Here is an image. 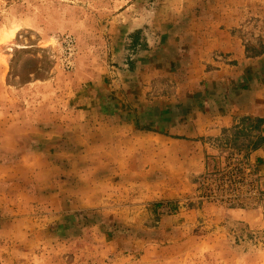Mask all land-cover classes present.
Listing matches in <instances>:
<instances>
[{"label": "rangeland", "instance_id": "rangeland-1", "mask_svg": "<svg viewBox=\"0 0 264 264\" xmlns=\"http://www.w3.org/2000/svg\"><path fill=\"white\" fill-rule=\"evenodd\" d=\"M214 4L0 0V264H264L255 123L205 152L171 128Z\"/></svg>", "mask_w": 264, "mask_h": 264}, {"label": "crops", "instance_id": "crops-1", "mask_svg": "<svg viewBox=\"0 0 264 264\" xmlns=\"http://www.w3.org/2000/svg\"><path fill=\"white\" fill-rule=\"evenodd\" d=\"M210 11L212 19L201 24L205 29L185 37L179 53L188 57L189 83L200 87L198 108L191 113L194 98L177 102L183 112L173 115V121L180 125L171 127L181 129L184 138L197 140L194 147L203 152L210 142H219L226 132L239 128V121L264 120V0H215ZM195 65L197 76L190 71ZM108 123L104 126L111 129ZM132 127L127 121L112 126L121 132ZM249 131L246 142L254 135L264 136V123ZM243 154L264 164V144L256 149L246 145Z\"/></svg>", "mask_w": 264, "mask_h": 264}, {"label": "trees", "instance_id": "trees-1", "mask_svg": "<svg viewBox=\"0 0 264 264\" xmlns=\"http://www.w3.org/2000/svg\"><path fill=\"white\" fill-rule=\"evenodd\" d=\"M255 122H256L255 126H252V131L258 130L259 125L263 124L264 120L258 119ZM246 138H247V136H246ZM247 142H248V144H247ZM247 142H246L247 147H250V149H256L259 146H261L262 144H264V136H262L261 134L254 135V137L252 139L249 138Z\"/></svg>", "mask_w": 264, "mask_h": 264}]
</instances>
